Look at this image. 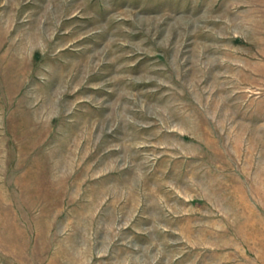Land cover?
Segmentation results:
<instances>
[{
    "label": "rangeland",
    "instance_id": "374dc122",
    "mask_svg": "<svg viewBox=\"0 0 264 264\" xmlns=\"http://www.w3.org/2000/svg\"><path fill=\"white\" fill-rule=\"evenodd\" d=\"M0 264H264V0H0Z\"/></svg>",
    "mask_w": 264,
    "mask_h": 264
}]
</instances>
